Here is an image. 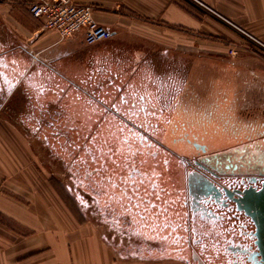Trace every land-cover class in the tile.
<instances>
[{"label":"rangeland","instance_id":"1","mask_svg":"<svg viewBox=\"0 0 264 264\" xmlns=\"http://www.w3.org/2000/svg\"><path fill=\"white\" fill-rule=\"evenodd\" d=\"M230 25L187 38L79 37L46 61L35 38L0 28V191H50L119 258L231 264L197 218L189 246L182 162L127 120L160 128L154 137L189 158L221 145L204 128H264V39Z\"/></svg>","mask_w":264,"mask_h":264},{"label":"crops","instance_id":"2","mask_svg":"<svg viewBox=\"0 0 264 264\" xmlns=\"http://www.w3.org/2000/svg\"><path fill=\"white\" fill-rule=\"evenodd\" d=\"M37 1L0 0V28L5 34L8 29L10 37L35 38L43 60L64 59L75 51L74 40L81 37L84 42V35L61 38L57 31L43 29V20L29 12V5ZM74 1L92 6L94 19L113 37H150L162 32L186 38L200 33L223 35L232 32V24L264 39V0ZM0 264L190 263L174 257L119 258L94 225L74 219L50 191L35 189L0 191Z\"/></svg>","mask_w":264,"mask_h":264},{"label":"flooded vegetation","instance_id":"3","mask_svg":"<svg viewBox=\"0 0 264 264\" xmlns=\"http://www.w3.org/2000/svg\"><path fill=\"white\" fill-rule=\"evenodd\" d=\"M127 120L151 142L182 162L189 246H194V221L197 218L213 229L207 230L209 236L211 239L216 236L218 245H222L231 264H261L255 224L245 211L239 209L238 203L244 190L264 188V128H204L207 133H218L221 145L215 151L205 145L203 157L189 158L169 148L161 138L154 137L162 133L160 128Z\"/></svg>","mask_w":264,"mask_h":264},{"label":"built area","instance_id":"4","mask_svg":"<svg viewBox=\"0 0 264 264\" xmlns=\"http://www.w3.org/2000/svg\"><path fill=\"white\" fill-rule=\"evenodd\" d=\"M30 14L43 20V29L55 30L61 38L83 33L87 45L112 37L111 31L93 17V8L74 0H39L29 5Z\"/></svg>","mask_w":264,"mask_h":264},{"label":"water","instance_id":"5","mask_svg":"<svg viewBox=\"0 0 264 264\" xmlns=\"http://www.w3.org/2000/svg\"><path fill=\"white\" fill-rule=\"evenodd\" d=\"M238 207L240 210L245 211L246 215L251 217L255 224L256 244L261 264H264V188L244 190Z\"/></svg>","mask_w":264,"mask_h":264},{"label":"snow or ice","instance_id":"6","mask_svg":"<svg viewBox=\"0 0 264 264\" xmlns=\"http://www.w3.org/2000/svg\"><path fill=\"white\" fill-rule=\"evenodd\" d=\"M2 66H3V64H2V62H0V67H2ZM0 103H2V100H0ZM84 203H86V202H84Z\"/></svg>","mask_w":264,"mask_h":264},{"label":"bare ground","instance_id":"7","mask_svg":"<svg viewBox=\"0 0 264 264\" xmlns=\"http://www.w3.org/2000/svg\"><path fill=\"white\" fill-rule=\"evenodd\" d=\"M231 22V21H230ZM255 36V35H254Z\"/></svg>","mask_w":264,"mask_h":264}]
</instances>
